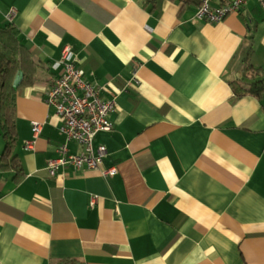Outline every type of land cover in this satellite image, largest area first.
<instances>
[{
    "label": "crops",
    "instance_id": "1",
    "mask_svg": "<svg viewBox=\"0 0 264 264\" xmlns=\"http://www.w3.org/2000/svg\"><path fill=\"white\" fill-rule=\"evenodd\" d=\"M195 10L0 0V26L11 22L37 63L16 91L13 141L0 124V264H264V90L234 91L249 80V34V60L264 72V7L247 0L217 23ZM66 48L115 98L112 129L94 139L111 176L69 164L48 172L65 139L44 97Z\"/></svg>",
    "mask_w": 264,
    "mask_h": 264
},
{
    "label": "built area",
    "instance_id": "2",
    "mask_svg": "<svg viewBox=\"0 0 264 264\" xmlns=\"http://www.w3.org/2000/svg\"><path fill=\"white\" fill-rule=\"evenodd\" d=\"M213 0H201L196 7L194 17L211 23H217L230 12L238 11L247 0H220L213 5ZM264 7V0H261ZM13 11L6 17L11 20ZM69 49H64L60 59L61 72L51 80L44 102L53 106L61 118L59 128L65 142L58 146V156L49 161L47 169L53 175L60 166L69 164L75 169L97 168L104 176H111L116 169L113 166L100 168L107 151L104 145H94L98 132L108 131L113 127L109 115L115 109V98H103L102 88L94 82L84 79L85 69L75 60L66 59ZM40 125L32 123L33 135L39 132ZM73 141L82 147L79 153H70L66 143ZM28 142L26 147H30Z\"/></svg>",
    "mask_w": 264,
    "mask_h": 264
},
{
    "label": "trees",
    "instance_id": "3",
    "mask_svg": "<svg viewBox=\"0 0 264 264\" xmlns=\"http://www.w3.org/2000/svg\"><path fill=\"white\" fill-rule=\"evenodd\" d=\"M146 1L156 7L161 0ZM180 1L196 7L201 3V0ZM217 1L219 4L220 0ZM251 38L252 34H249L247 50L240 60L242 76L249 80L235 83L234 91L238 96L246 93L259 95L264 90V72L254 68L249 60L252 52ZM26 60L29 61L28 65H25ZM36 64L14 25L8 22L0 26V124L8 142L15 139L14 103L17 88L32 80L33 74L29 70L35 69ZM18 72L20 77L16 80Z\"/></svg>",
    "mask_w": 264,
    "mask_h": 264
}]
</instances>
